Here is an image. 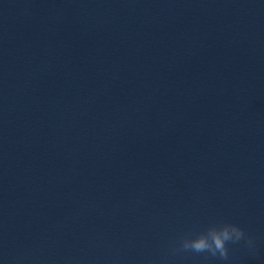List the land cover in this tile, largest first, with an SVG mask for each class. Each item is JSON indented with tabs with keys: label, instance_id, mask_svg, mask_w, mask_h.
<instances>
[{
	"label": "clouds",
	"instance_id": "1",
	"mask_svg": "<svg viewBox=\"0 0 264 264\" xmlns=\"http://www.w3.org/2000/svg\"><path fill=\"white\" fill-rule=\"evenodd\" d=\"M243 244L250 251L256 247L255 238L237 223L221 221L209 224L198 232L183 234L171 246L173 254L194 253L206 254L209 257L227 261L229 259V246ZM17 258V264L19 260Z\"/></svg>",
	"mask_w": 264,
	"mask_h": 264
}]
</instances>
